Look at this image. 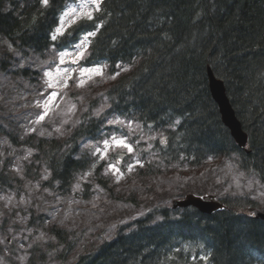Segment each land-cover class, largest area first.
I'll use <instances>...</instances> for the list:
<instances>
[{
	"label": "trees",
	"instance_id": "16d2710c",
	"mask_svg": "<svg viewBox=\"0 0 264 264\" xmlns=\"http://www.w3.org/2000/svg\"><path fill=\"white\" fill-rule=\"evenodd\" d=\"M67 2L49 0L43 6L42 0H0V78L19 77V85H33L57 62L45 54L52 44L62 50L84 32L97 30L86 59L107 63L110 72L122 65L129 70L108 88L93 89L95 98L106 90L109 111L134 115L144 129L159 133L151 151L160 158L150 162L147 153L141 171L151 174L166 166L161 162L199 166L210 158L235 156L264 182V0H103L94 19L80 21L52 42L51 31ZM208 66L225 81L249 132L250 153L236 145L221 120ZM13 123L0 119V131L5 128L10 140L19 142ZM103 127V117L88 109L64 139L29 135L21 141L33 151L23 164L26 177L42 179L44 166L50 177L43 185L68 190L91 167L83 143L99 139ZM13 179L7 163L0 165V188ZM220 198L229 209L212 214L154 204L77 254L74 232L54 222L47 241H33L34 234L22 239L27 264H264V220L241 211L256 202L248 195ZM40 217L32 211L29 225Z\"/></svg>",
	"mask_w": 264,
	"mask_h": 264
},
{
	"label": "rangeland",
	"instance_id": "374dc122",
	"mask_svg": "<svg viewBox=\"0 0 264 264\" xmlns=\"http://www.w3.org/2000/svg\"><path fill=\"white\" fill-rule=\"evenodd\" d=\"M101 1L96 0V3L100 5ZM96 3H93V0H78L71 3L62 13L54 33L59 27L64 34L70 27L86 19L83 15L85 12H91L94 15L97 11ZM80 5H86V7L81 9ZM72 9L76 11L73 13ZM63 34H58L57 38ZM89 36L83 37L74 47L56 52L58 63L44 71L45 76L42 81L45 86L43 85L44 88L42 87L39 91V93L47 91L43 98L36 101V98L33 101L28 100L22 85L6 77L0 78V118L20 108L33 106L32 104L41 108V111L35 114V119L28 121L31 118L29 116L18 127L20 140L30 134H35L36 137L51 135L65 137L75 126L80 110L90 104V98L97 95V91L93 89H98L101 84H110L117 79L118 74L105 71L104 65L91 67L76 65V62L87 53ZM1 43L0 39V52ZM50 50L53 53L54 50L52 48ZM32 66L35 67V65ZM72 81L75 82L73 95L69 91ZM52 93L56 94L54 99ZM84 96H87L89 100L82 102L81 98ZM97 104L100 109L105 106V103ZM46 108L47 115L39 119ZM109 124L113 126L111 130L115 134L106 136L101 144L92 147L97 156L107 158L111 154L114 158L104 171V175L111 179L108 184L110 189L98 182L93 171L80 174L68 192L44 186L37 178L28 179L23 164L33 151L21 143L12 144L5 133H0V165L7 163L14 176L11 186L6 189L0 188V264H27L25 246L21 245L22 239H27L30 234H34L33 241H47L51 238L47 228L54 222L74 232V238L79 241L77 254L83 250L84 245L88 246L104 238H110L118 225H123L144 214L154 204L171 205L173 192L181 188L182 183L187 188V184L196 185L200 182L199 171L193 172L188 168L171 165L169 169L163 168L158 171L160 174L141 176L138 169L142 165L139 163L138 154L134 155V143L114 130L116 126L125 127L126 122L115 119L109 120ZM127 130L132 132L134 127L130 126ZM118 140H123L131 146L132 150L118 146L115 143ZM105 141L108 143L105 144ZM110 165L115 167L110 168ZM188 171L194 173V176L186 180L190 178ZM214 171L211 172V177L212 174L215 175L214 181L224 189V192L248 194L260 205L264 204V184L260 183L255 175H251L244 169L241 170L232 162L220 165V168ZM178 172H180V178L175 177ZM30 174L31 177H35L36 168L32 169ZM43 174L44 178H48V173L43 172ZM207 190L211 191L204 192V195L215 191V189ZM32 210L44 215L37 219V223L29 225L27 220ZM52 264L57 263L52 262Z\"/></svg>",
	"mask_w": 264,
	"mask_h": 264
},
{
	"label": "water",
	"instance_id": "95a60500",
	"mask_svg": "<svg viewBox=\"0 0 264 264\" xmlns=\"http://www.w3.org/2000/svg\"><path fill=\"white\" fill-rule=\"evenodd\" d=\"M210 87L213 92L215 100L218 102L222 120L230 128L233 137L236 141L244 146L247 141V135L242 131L241 123L237 119L235 111L226 95L224 83L216 79L211 70H209ZM194 205L199 207L203 212H212L215 209L221 208L223 205L209 197L201 198L194 195H188L184 200L175 201V206H189ZM261 217H264V212H256Z\"/></svg>",
	"mask_w": 264,
	"mask_h": 264
},
{
	"label": "snow or ice",
	"instance_id": "6c2138e0",
	"mask_svg": "<svg viewBox=\"0 0 264 264\" xmlns=\"http://www.w3.org/2000/svg\"><path fill=\"white\" fill-rule=\"evenodd\" d=\"M48 2H49V0H42V3L46 6L47 4H48ZM93 3H96V0H93ZM80 7H81V9H83L84 7H86V5H80ZM96 9L97 10H99V5H98V3H96ZM73 13L76 11L75 9H72L71 10ZM67 15V14H66ZM84 17L86 18V19H88V20H92V19H94V17H93V14L91 13V12H85L84 14ZM58 34H63L62 32H61V29L58 27L57 29H56V32L52 35V39L53 40H55L56 38H57V35ZM95 33H87V35H94ZM83 54L81 53V56H82ZM55 93H52V98L54 99L55 98ZM47 115V108L45 109V111H44V113H42L41 114V116L39 117V119H43L44 118V116H46ZM108 142L107 141H105V144H107ZM115 143L118 145V146H123V147H127L128 148V150L129 151H131L132 149H131V146H129V145H127L123 140H118V141H115ZM110 168H114L115 166L114 165H110L109 166ZM116 171H118V169L116 170Z\"/></svg>",
	"mask_w": 264,
	"mask_h": 264
},
{
	"label": "bare ground",
	"instance_id": "6f19581e",
	"mask_svg": "<svg viewBox=\"0 0 264 264\" xmlns=\"http://www.w3.org/2000/svg\"><path fill=\"white\" fill-rule=\"evenodd\" d=\"M198 1V0H197ZM197 3V2H196ZM214 3V2H213ZM218 5V4H217ZM216 6V5H215ZM213 7V6H212ZM214 9V8H212ZM205 10V9H204ZM156 12V11H155ZM150 17V16H149ZM181 20V19H180ZM169 21V20H168ZM190 26V25H189ZM21 27V26H20ZM174 28V27H173ZM157 29V28H156ZM201 30V29H200ZM8 32V31H7ZM136 34V33H135ZM164 35V34H163ZM141 36V35H140ZM159 38V37H158ZM129 39V38H128ZM242 200V199H241ZM164 203V202H163ZM255 203V202H254ZM162 204V203H161ZM230 204V203H229ZM71 236V235H70ZM76 240V239H75ZM75 251V250H74ZM64 253V252H63ZM74 253V252H73ZM64 256V255H63ZM63 260V259H62Z\"/></svg>",
	"mask_w": 264,
	"mask_h": 264
}]
</instances>
